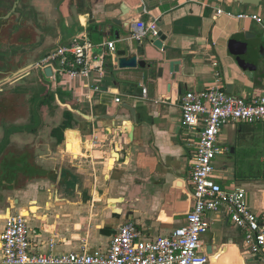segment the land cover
<instances>
[{
    "label": "crops",
    "instance_id": "obj_1",
    "mask_svg": "<svg viewBox=\"0 0 264 264\" xmlns=\"http://www.w3.org/2000/svg\"><path fill=\"white\" fill-rule=\"evenodd\" d=\"M232 1L27 0L21 42H42L36 51L39 60L85 34L94 45V54L102 49L107 52L103 45L114 41L116 52L142 56L151 64L164 59V53L152 45V39L138 43L130 36L139 23L157 18L159 32L167 37L164 44H172L170 51L180 62V71L171 80L167 63L156 64L144 80L142 72L119 70L108 56L103 78L93 82L99 92L83 89L81 81L65 83L58 75L45 77L40 72L32 97L39 115L29 126L32 120H27L26 109L25 117L15 122V133L5 149L13 159L10 164H26L27 170L10 180L13 191L21 194L18 199L9 198L13 205L0 208V233L11 213H23L34 252H48L52 246L53 255L60 256L104 253L118 227L128 222L135 224L143 239L166 236L184 225L193 207L189 163L197 135L182 122L181 96L211 86L216 72L228 95L246 100L264 96V58L253 62L242 47L250 46L257 54L260 47L264 49V34L254 21L237 18L257 15L264 25V0H246L247 5ZM122 3L131 13L142 5L144 11L118 25L113 21L122 16ZM217 10L223 13L217 15ZM246 33L256 35V40L251 35L246 39ZM257 39L261 45L255 44ZM15 102L21 106L20 98ZM67 105L91 121L73 113L71 128L61 130L65 112L70 113ZM126 108L133 112L135 125ZM202 127L201 123L198 129ZM68 131L73 133L67 139ZM257 137L264 143V124L223 127L219 142L225 151L213 165L215 181L223 190L243 188L249 207L264 215V172L240 183L234 168H224L222 163L245 143H256ZM258 158L264 161L263 156ZM62 167L74 172L65 175L66 183L73 185V176L81 177L82 191L62 200L57 198L58 191L40 192L47 181L54 182V174ZM24 184L27 190L21 189ZM205 217L210 228L201 237V253L207 264H264L262 253H244L243 232L232 226L224 208L209 211Z\"/></svg>",
    "mask_w": 264,
    "mask_h": 264
},
{
    "label": "built area",
    "instance_id": "obj_2",
    "mask_svg": "<svg viewBox=\"0 0 264 264\" xmlns=\"http://www.w3.org/2000/svg\"><path fill=\"white\" fill-rule=\"evenodd\" d=\"M223 12L217 10L216 14ZM227 16L232 17L231 13ZM238 19H250L261 27L257 15L240 14ZM158 19L139 23L130 39L141 43L159 35ZM100 54H94V45L86 35H80L67 45H60L42 57L36 68L42 72L50 68L52 77L60 76L62 82L81 81L82 88L99 92L93 84L104 76L106 57L117 66L115 42L103 45ZM217 67V63H212ZM143 98L146 90L142 91ZM120 99L116 98L115 102ZM182 122L190 133H196L197 144L189 163L193 207L187 213L184 225L173 229L166 236L143 239L134 223L118 227L104 253H69L54 256L52 246L48 252H34L30 241L27 216L11 213L4 220L0 233V264H207L201 253V237L209 230L205 217L209 211L225 209L232 226L243 232V251L247 255H264V215L256 214L248 205L243 188L225 191L215 181L214 160L225 149L219 142L223 127L228 124H264V96L251 100L235 98L222 89L221 77L215 73L214 83L199 92L188 91L180 98ZM202 123V129H198Z\"/></svg>",
    "mask_w": 264,
    "mask_h": 264
},
{
    "label": "water",
    "instance_id": "obj_3",
    "mask_svg": "<svg viewBox=\"0 0 264 264\" xmlns=\"http://www.w3.org/2000/svg\"><path fill=\"white\" fill-rule=\"evenodd\" d=\"M20 0H16V3L12 9L14 12L17 8V5ZM157 0H147L149 3H153ZM214 3H218L220 0H210ZM263 0H259V3ZM232 4H239V5H247L246 0H233ZM251 4V3H250ZM255 5V4H252ZM124 4H121V13L122 16L119 17V20H114L113 23H116L118 25H121L122 22H127L132 17L141 14L144 11V6L140 7L139 9H136L132 13L129 12L124 8ZM23 8V7H22ZM12 12V13H13ZM8 15H11L9 13ZM8 15L5 17H2L0 19V84L10 82V85L19 83L21 81H24L26 79H29V77H35L40 72L45 75V77H51L52 72L50 68H46L43 72L36 68V65L39 62V59H37L36 51L40 49L43 43L37 42L36 44L33 43H23L21 42L22 38L21 35L23 34V31L25 29L24 21L22 19L20 20H13L9 19ZM23 15V14H22ZM9 20V21H8ZM251 34H245V38L249 39V36ZM253 39L256 40V35H251ZM166 35H163V33L159 32V35L157 38L152 39V45L162 51L164 53V59L159 60H153L151 61V64H147L145 59L142 56H138L136 54H127L125 51H118L116 52L115 56L117 58V67L119 70H127V71H135V72H142L144 76V80H146L148 70L154 68L156 64H164L165 62L168 65V72L170 74L171 80H176L177 75L179 74V65L180 62L177 59H174V55L171 52L173 46L171 43L164 44L166 40ZM255 44H260V39H257ZM245 47L244 50H246L245 54L248 56L249 59H251L253 62L261 61L264 58L262 50H264L262 47L259 48V51L256 53H253L248 48L250 46H243ZM256 47V46H255ZM171 50V51H170ZM255 52V51H254ZM36 72V73H34ZM158 77H160V74H158ZM71 114H77L79 116H82L83 119H86L88 121H91L89 117L84 115L83 113L78 112L77 110H73L68 105L65 106ZM128 109V111L131 113V122L132 125L136 124V120L134 117L133 112L131 109ZM7 157L6 154H0V166H2L1 173L3 175V179L13 180L15 181L16 178L19 177V175L23 172H25V169L27 170L26 164L19 163L17 165H12L8 163V160L5 159ZM26 163V161H24ZM72 174L69 169L60 168L59 172L54 174L53 179L56 186L59 187V191L57 193L58 199L62 200L63 196L65 197H74L78 192L82 191L83 187V181L81 177L79 176H73L72 180H74V184L70 185L65 182V175ZM77 177V178H76ZM3 182V180H1ZM78 185H77V183ZM72 190L73 192L70 194ZM66 193V194H65ZM18 202V201H17ZM16 202V203H17Z\"/></svg>",
    "mask_w": 264,
    "mask_h": 264
},
{
    "label": "flooded vegetation",
    "instance_id": "obj_4",
    "mask_svg": "<svg viewBox=\"0 0 264 264\" xmlns=\"http://www.w3.org/2000/svg\"><path fill=\"white\" fill-rule=\"evenodd\" d=\"M16 3V0H0V19L8 15L9 19L13 20H20L23 14V8L27 7L28 3L27 0H20L16 10L13 12L12 9ZM13 12V13H12ZM9 21V20H8ZM34 81V80H33ZM23 81L10 85V82L0 84V134L2 138L0 140V154H6L5 149L7 142L10 139V135L15 133V122L25 117L26 113L25 110L28 109L27 120H32L31 124L29 121V126L33 124L34 117L39 115L38 112L35 111L34 102L35 100L33 95L35 94L34 85L38 83V81H34V84L24 83L25 85L22 86ZM20 95V97H19ZM30 97V99H29ZM33 97V99H32ZM21 99L20 105L22 102L27 98L23 105L18 106L15 100ZM38 109H41V104H39ZM5 159L8 160V163H12L13 159L6 157ZM16 164H19L17 162ZM2 166H0V189L4 191V189L12 188V183L10 179H3V175L1 173ZM3 180V182L1 181ZM1 192V190H0Z\"/></svg>",
    "mask_w": 264,
    "mask_h": 264
},
{
    "label": "rangeland",
    "instance_id": "obj_5",
    "mask_svg": "<svg viewBox=\"0 0 264 264\" xmlns=\"http://www.w3.org/2000/svg\"><path fill=\"white\" fill-rule=\"evenodd\" d=\"M36 73V72H34ZM36 75L35 77H29V79H26L22 82V86H24V83L28 84H34V80L37 78ZM34 80V81H33ZM43 125V124H42ZM0 137H2V135L0 134ZM1 139V138H0ZM258 137L256 138V143L251 144V143H245L242 147L238 148L237 151L234 154H228L226 155L223 159L224 161L223 163V167H232L235 170V180L239 181L240 183L243 182L244 180H248L250 178H252L253 176L256 175H261V173L264 172V161L261 162L258 158V156H263L264 157V143L263 139L261 142L258 141ZM228 144L230 145V142H228ZM60 167V164L58 165ZM62 168H66V167H62ZM72 173H74L72 171L71 168H68ZM28 184H24L22 185L21 189L22 190H27ZM225 186V185H223ZM0 208L3 209L6 206H11L14 203L11 202L9 198H13V199H18L19 195L21 194L20 192H14L13 190L10 189H4V191L2 189H0ZM48 190H55V191H59V187L55 185L54 182L52 181H47L42 188L40 189V192H47ZM21 205H18V207H20ZM15 213V212H13ZM27 215H29L27 213Z\"/></svg>",
    "mask_w": 264,
    "mask_h": 264
},
{
    "label": "trees",
    "instance_id": "obj_6",
    "mask_svg": "<svg viewBox=\"0 0 264 264\" xmlns=\"http://www.w3.org/2000/svg\"><path fill=\"white\" fill-rule=\"evenodd\" d=\"M64 117H65V121L63 125H61V128H60L61 130H66L68 128H71V121H72L73 115L68 112H65Z\"/></svg>",
    "mask_w": 264,
    "mask_h": 264
},
{
    "label": "bare ground",
    "instance_id": "obj_7",
    "mask_svg": "<svg viewBox=\"0 0 264 264\" xmlns=\"http://www.w3.org/2000/svg\"><path fill=\"white\" fill-rule=\"evenodd\" d=\"M69 133H73V132H72V131H68V132H67V134H66V135H67V139H68V134H69Z\"/></svg>",
    "mask_w": 264,
    "mask_h": 264
}]
</instances>
